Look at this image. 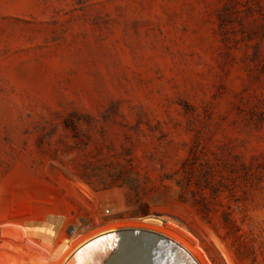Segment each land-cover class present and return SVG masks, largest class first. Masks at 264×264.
<instances>
[{
    "label": "rangeland",
    "instance_id": "374dc122",
    "mask_svg": "<svg viewBox=\"0 0 264 264\" xmlns=\"http://www.w3.org/2000/svg\"><path fill=\"white\" fill-rule=\"evenodd\" d=\"M163 260L264 264V0H0V264Z\"/></svg>",
    "mask_w": 264,
    "mask_h": 264
},
{
    "label": "crops",
    "instance_id": "0c3cea01",
    "mask_svg": "<svg viewBox=\"0 0 264 264\" xmlns=\"http://www.w3.org/2000/svg\"><path fill=\"white\" fill-rule=\"evenodd\" d=\"M158 264H165V261L163 260L162 262L158 263Z\"/></svg>",
    "mask_w": 264,
    "mask_h": 264
},
{
    "label": "bare ground",
    "instance_id": "6f19581e",
    "mask_svg": "<svg viewBox=\"0 0 264 264\" xmlns=\"http://www.w3.org/2000/svg\"><path fill=\"white\" fill-rule=\"evenodd\" d=\"M168 243H170V244H172V245H173V243H171V242H168ZM156 264H158V263H156ZM165 264H166V262H165Z\"/></svg>",
    "mask_w": 264,
    "mask_h": 264
},
{
    "label": "built area",
    "instance_id": "2783aa9c",
    "mask_svg": "<svg viewBox=\"0 0 264 264\" xmlns=\"http://www.w3.org/2000/svg\"><path fill=\"white\" fill-rule=\"evenodd\" d=\"M109 211H107V213H108Z\"/></svg>",
    "mask_w": 264,
    "mask_h": 264
}]
</instances>
